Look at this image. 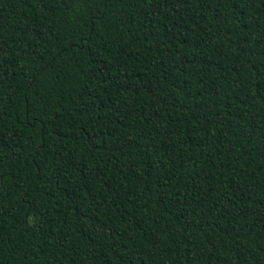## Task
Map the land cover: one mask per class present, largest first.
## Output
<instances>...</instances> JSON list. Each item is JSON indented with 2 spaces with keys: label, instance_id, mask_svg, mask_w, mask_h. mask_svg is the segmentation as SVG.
Segmentation results:
<instances>
[{
  "label": "trees",
  "instance_id": "trees-1",
  "mask_svg": "<svg viewBox=\"0 0 264 264\" xmlns=\"http://www.w3.org/2000/svg\"><path fill=\"white\" fill-rule=\"evenodd\" d=\"M0 264H264V0H0Z\"/></svg>",
  "mask_w": 264,
  "mask_h": 264
}]
</instances>
